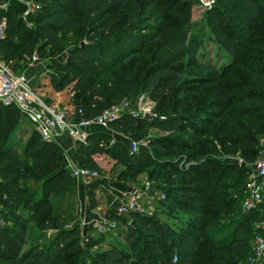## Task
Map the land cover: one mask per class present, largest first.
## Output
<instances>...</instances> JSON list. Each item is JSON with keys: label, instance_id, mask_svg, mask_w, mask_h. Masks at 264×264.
<instances>
[{"label": "trees", "instance_id": "16d2710c", "mask_svg": "<svg viewBox=\"0 0 264 264\" xmlns=\"http://www.w3.org/2000/svg\"><path fill=\"white\" fill-rule=\"evenodd\" d=\"M29 1L41 9L24 19V7L13 3L0 42V57L16 73L34 56L59 57L69 34L75 43L51 85L72 91L85 118L141 94L155 103L156 116L126 113L109 126L131 143L149 139L146 151L132 154L128 141L105 130L79 145L76 161L100 173L106 162L110 176L121 166L124 181L160 180L163 208L175 221L157 211L107 213L116 229L91 237L86 249L115 232L125 233V243L110 242L94 263L250 264L264 221V191L256 209L242 210L264 149V0H216L207 12L211 37L231 58L220 67L199 59L203 40L190 33L196 0ZM20 117L0 104V264H86L92 258L78 227L64 216L62 196L75 182L63 150L39 133L22 152L12 147ZM155 129L165 136L152 137ZM32 222L52 234L24 250Z\"/></svg>", "mask_w": 264, "mask_h": 264}, {"label": "rangeland", "instance_id": "374dc122", "mask_svg": "<svg viewBox=\"0 0 264 264\" xmlns=\"http://www.w3.org/2000/svg\"><path fill=\"white\" fill-rule=\"evenodd\" d=\"M216 0H196L194 5L192 6V21L193 24L190 29V33L195 34L200 40H203V44L201 45V49L199 51V59L204 62H209L212 64H215L217 67H220L224 65L225 63L230 61V57H228L227 53L219 48V45L213 40L211 37V34L209 32L210 26L208 21L205 20L207 12L213 8L215 5ZM75 43V41L71 38V35L65 34L64 36V52L61 53L59 57H46V58H39L36 61H29L27 63L26 68L33 69V70H39V68H43L44 71V77H43V85H41V91H38L36 93L41 94L39 95L42 99L47 96L49 98L51 96V99L49 100L54 103L52 104L54 107H57L59 109H65L70 112V114H74V112L79 108V104H75L72 101V91H69V89H65L64 91L60 92L59 95L56 94V92L53 90V87L50 83L51 77L58 79L59 76L55 70V67L59 65V63L63 62L65 59L66 49H68L70 46H72ZM35 62V63H34ZM34 63V64H33ZM40 72V70H39ZM38 79V78H37ZM41 80V79H40ZM47 84V85H45ZM54 91V92H53ZM46 98V97H45ZM53 98H57L54 100ZM123 103L128 102L129 107L128 111L131 113H138L139 115H153L155 103L153 100H151L146 94H141L137 101L132 102L130 100H123ZM156 116V115H155ZM109 132L114 138H117L118 134L114 133L111 129ZM38 133L33 123L23 117L21 115L19 119V124L16 126V129L12 131L10 136L8 137V140L10 141V144L12 147L17 148L18 150L23 151L24 145L27 143L28 140L35 134ZM165 134L163 132H159L157 129L152 131V137H163ZM130 151H131V144L129 143ZM147 146H142L138 152L146 151ZM264 150V149H263ZM64 156V155H63ZM73 161L78 164V162L73 160V158L69 156H64V162L66 161ZM108 161V159H106ZM231 162L234 163H241L242 160L235 158L231 159ZM105 166V173H101V179L105 178H113L112 181H107L108 184L115 183L114 181H123L119 179V172L123 170L124 168L119 166L114 168V172L111 174V176L108 173V169L110 167L106 164V162L103 163ZM244 164V163H243ZM182 166V165H181ZM253 170V165H252ZM251 176V174H250ZM108 178V179H109ZM116 178V179H115ZM143 181L141 184L137 185L139 189H143L147 186L146 183H149V193L154 196V198L151 200L150 205L146 206L147 214L152 215L155 213V211L158 212L159 218L162 220H167L170 222H174L175 219L173 217H170L163 208V202L159 199H157V194L162 190V184L160 180L156 181H150L148 176L143 175ZM75 187L72 190H68L64 196H62L63 199V211L64 216L71 217V221L69 222V227H78V232L81 238V243L83 247L89 243V239L91 237L97 238L100 234H106L109 229L104 228L102 230H99L102 226V223L105 222V220H108L107 213H113L117 214L115 211V204L119 203L117 200L113 199V196H111L108 191H105L104 189H100L97 191L96 186L92 183H87L82 180H75ZM106 183V185H108ZM114 187H116V184H113ZM93 187V188H92ZM91 188L92 190L89 191L88 189ZM91 192V193H90ZM164 192V191H163ZM54 198V197H53ZM56 199V197H55ZM145 199V198H144ZM117 202V204H116ZM108 218V219H107ZM109 221V220H108ZM3 225V221L1 222ZM105 230V231H104ZM104 231V232H102ZM102 232V233H99ZM52 231L48 230L46 232L40 230V228L37 226L36 223L32 222L30 224L29 228V237H28V243L26 246H24V250H27L30 245L33 243H40L43 244L48 240V238L51 236ZM126 235L125 233L119 235V232H115L111 236H107L106 242L100 245H97L93 248L86 249L87 255L91 256L92 259L86 258V264H95L94 263V255L95 254H102L109 248V243H118V244H124L125 243Z\"/></svg>", "mask_w": 264, "mask_h": 264}, {"label": "built area", "instance_id": "2783aa9c", "mask_svg": "<svg viewBox=\"0 0 264 264\" xmlns=\"http://www.w3.org/2000/svg\"><path fill=\"white\" fill-rule=\"evenodd\" d=\"M18 3L24 7L23 17L28 19L41 9V4L29 0H0V42L6 38L8 21L6 13L10 6ZM38 60L37 56L33 61ZM0 104L4 106H15L23 117L30 120L35 126L37 132L44 141H51L55 136L66 133L79 144H85L90 136L89 129L93 126H99L108 129L110 124L122 115L131 113L128 111L129 104L118 103L102 111L97 117L87 119L83 115L81 107L77 108L74 114H70L65 109H59L44 102V100L30 86V81L26 73H16L0 57ZM134 116H140L138 113H131ZM155 116V114H153ZM264 143V141H263ZM149 139L133 141L131 143V153H137L142 146H147ZM67 169L75 180H82L92 183L101 177L98 170L79 166L73 161L67 162ZM143 189L133 188L117 204L115 211L118 215L129 213H147V204L154 198L149 193V183ZM264 191V150L260 157L254 162L251 176L246 186L247 195L242 203L243 212H249L256 209L263 198ZM157 199L164 201L166 193L162 190L157 194ZM145 198V199H144ZM108 219V218H107ZM109 220V221H108ZM98 228L102 230L107 227L110 232L116 229V223L108 219ZM262 231L257 234L253 244V255L250 257V264H264V221L257 225ZM105 231V230H104ZM102 231V232H104ZM99 232V233H102Z\"/></svg>", "mask_w": 264, "mask_h": 264}, {"label": "crops", "instance_id": "0c3cea01", "mask_svg": "<svg viewBox=\"0 0 264 264\" xmlns=\"http://www.w3.org/2000/svg\"><path fill=\"white\" fill-rule=\"evenodd\" d=\"M3 1H10L11 2V0H3ZM12 3H14V2H12ZM31 61H33V59ZM39 70H40V72H39ZM39 70L38 69L33 70V69L26 68L23 72V73H26V75L30 81V86L34 89L35 92L41 91L40 90L41 85L46 83V82H43V80H42L44 77V74H45L43 71V68H41V69L39 68ZM51 78H53V77H51ZM50 83H51V81H50ZM45 85H47V84H45ZM37 88H40V89H37ZM59 93L60 92H56L57 95H59ZM38 95H41V94H38ZM45 97L43 98L44 102L53 106L52 104H54V103L51 102L52 101L51 96L49 97L51 99V101L49 100V98H47V96H45ZM53 99L56 100L57 98H53ZM47 101H49L50 103H48ZM105 130L109 131L110 128L104 129V128L99 127V126H93L89 129V132H90V134L91 133L94 134V133L105 131ZM122 139L128 141V139L126 137L119 135V134H118L117 138H114V140H122ZM51 141L56 142L62 148L64 156L67 155V156L73 158V160L76 159V151H77L80 144L76 140L71 138L68 134H66V133L59 134L58 136H55L53 138V140H51ZM128 142L131 144L130 141H128ZM23 149H24V147H23ZM20 151L21 150H19V152ZM67 162L68 161L65 162L66 169H67ZM108 178H109V176H108ZM108 178L107 179H105V178L101 179V177H100L98 180L94 181L93 184L96 186V190L97 191L99 190V192H100V189H101V191H102V189H104L105 191H108V193L111 196H113V199L117 200V202L118 201L120 202V200L128 192H130L133 188H135L137 185L141 184L144 181L143 175H142L136 181H130V180L129 181H124V180L123 181H119V180L117 181L116 180V181H114L115 183L112 182V183L108 184L107 181H112V179H113V178H109V179ZM106 183L108 185H106ZM113 184H116V187H114ZM117 202H116V204H117ZM150 203L147 204V206L150 205ZM113 205L115 206V208L117 207L115 204H113Z\"/></svg>", "mask_w": 264, "mask_h": 264}, {"label": "water", "instance_id": "95a60500", "mask_svg": "<svg viewBox=\"0 0 264 264\" xmlns=\"http://www.w3.org/2000/svg\"><path fill=\"white\" fill-rule=\"evenodd\" d=\"M147 115H148V114H147ZM131 223H132V225H134V224H135V223H134V221H132Z\"/></svg>", "mask_w": 264, "mask_h": 264}]
</instances>
